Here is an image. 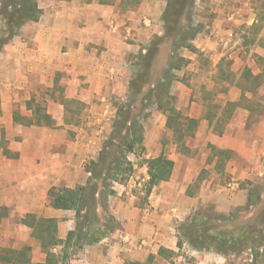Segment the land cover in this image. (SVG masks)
I'll return each instance as SVG.
<instances>
[{
  "label": "crops",
  "instance_id": "0c3cea01",
  "mask_svg": "<svg viewBox=\"0 0 264 264\" xmlns=\"http://www.w3.org/2000/svg\"><path fill=\"white\" fill-rule=\"evenodd\" d=\"M101 2L40 1V19L22 26L0 49V242L8 247L3 249L31 246L32 264L43 263L46 255L25 224L26 217L55 218L62 240L75 229V211L54 208L49 191L87 184L88 166L98 160L103 148L101 133L110 122L107 112L115 111L114 97L129 94L134 61L146 52L154 35H163L162 16L168 0L143 1L138 10L122 14L109 2ZM205 10L198 21L201 32L192 41L195 50L183 49L182 57L189 60L184 66L186 78L191 80L185 84L176 80L180 88L176 86L179 89L173 95L176 108L198 122L190 138L221 156L207 149L170 155L174 162L170 179L154 186L150 194L145 190L144 204L138 203L135 192L140 182L133 185V177L114 182L109 210L99 208L98 212L102 218L114 217L115 230L79 249L80 257H71L69 264L145 263L150 255L169 264L227 263L223 254L194 248L178 224L207 205L223 214L246 206L248 192L241 184L264 176V87L244 91L246 71L264 72L253 69L255 58L264 62V23L248 52L245 48L251 45L244 37L238 38V31L258 23L252 0H211ZM4 28L0 18V38ZM224 60L231 63L234 84L224 79ZM199 80L208 91L209 82L217 83V88L226 84L218 111L200 99ZM38 107L51 117V124L29 123L37 117ZM187 138L175 136L174 142L188 147ZM159 155L146 153L145 159ZM128 159L135 165L130 154ZM204 169L216 176L204 180L191 194L192 184ZM221 176L228 182H222ZM162 249L167 252L160 255Z\"/></svg>",
  "mask_w": 264,
  "mask_h": 264
},
{
  "label": "trees",
  "instance_id": "16d2710c",
  "mask_svg": "<svg viewBox=\"0 0 264 264\" xmlns=\"http://www.w3.org/2000/svg\"><path fill=\"white\" fill-rule=\"evenodd\" d=\"M107 3V0H100ZM196 0H168L163 12V35H154L146 45L144 54L137 56L134 61L136 72L129 85L128 101L117 110L118 120L113 124V133L122 135L118 145L116 158L110 164L102 165L105 160V152L109 145H113L115 137L112 135L106 145L102 148L97 161H92L88 166L91 177L86 185L78 186L74 189L52 187L49 197L52 205L57 209L75 211V229L70 231L65 240L58 236V223L55 218L36 217L29 214L25 219V224L32 230L31 235L45 253L46 259L39 264H69L73 253L82 249L86 245H93L113 232L117 223L112 215L102 218L98 212L99 208L104 211L109 210V196L114 193V182H124L134 170L133 163L128 159L131 153H144V126L139 124L133 115L132 102L143 92L148 83V76L154 60L159 57L161 48L165 45L171 47L174 59L170 63L167 76L160 84L155 96H150V100H155L158 109L167 114V128L177 135V139L184 140L185 137H193L197 130V120L184 116L172 102L173 96L170 93L172 81L175 79L173 72L180 70L189 62L187 58L178 54L180 49L195 50L192 41L201 32V27L193 22V9ZM140 0L127 1L124 8L132 4L139 3ZM130 5V6H129ZM264 9V5H262ZM39 0H0V18L4 23V36L0 38V49L7 44L27 23L37 22L41 16ZM264 23V13H258V23L252 26L254 39L259 34ZM251 29V30H252ZM248 80V85L244 91H256L264 87V72L253 75L248 70L244 73ZM167 98L164 100L163 97ZM242 97L245 96L244 94ZM264 97V96H263ZM234 107L233 103H229ZM37 117L29 123L51 124V117L45 114L39 107L36 110ZM223 131L220 132L222 134ZM220 153H224L220 150ZM144 163L148 167L149 180L146 184V194H150L153 187L163 181H168L172 175L174 162L164 154L158 157L145 159ZM251 193L245 207L238 208L230 215L239 214V210L248 209L252 203ZM237 212V213H236ZM225 218V214H222ZM256 220V219H255ZM180 231L184 239L198 250L215 251L224 256L236 255L240 249L246 247L251 251L252 262L258 257L264 256V219L258 220L250 227H231L222 225L217 228L209 226L205 215H194L186 223L181 225ZM182 245V241H179ZM61 247L59 251H56ZM73 251L72 253L70 252ZM10 254L6 258L9 264H31L30 253L32 247L29 245L21 249H5ZM167 250H160V255ZM155 256L150 255L147 262L139 263L130 261L126 264H152ZM152 261V263H151Z\"/></svg>",
  "mask_w": 264,
  "mask_h": 264
},
{
  "label": "rangeland",
  "instance_id": "374dc122",
  "mask_svg": "<svg viewBox=\"0 0 264 264\" xmlns=\"http://www.w3.org/2000/svg\"><path fill=\"white\" fill-rule=\"evenodd\" d=\"M43 1V0H39ZM92 1V0H88ZM127 1L129 0H107V2L110 3V5H114L118 8V11L120 13H124V11L135 9L138 10L141 6L143 1H149V0H140L137 4H132L130 7L127 6V8H124L126 6ZM135 1V0H131ZM211 5V0H196L195 6L193 9V22L195 25H199L198 21L203 17V15L206 14V10ZM252 5L255 7L258 13L263 14L264 9L262 8V5H264V0H252ZM200 26V25H199ZM254 30L252 29H246L243 26L238 31V38L244 37L245 43L249 44L248 48H245L248 52L252 49L254 42ZM184 50L180 49L178 50V54L182 56ZM201 55V54H200ZM203 57V56H202ZM174 59V56L171 52V47L168 45H165L161 48L159 57L154 60V63L152 65V69L150 70V76H148V83L143 89V92L140 94V96L132 102L133 105V115L134 118L139 121L141 125L144 126V146L146 148L145 152L140 154L139 152L137 154H130L131 160L134 162V170L133 173L128 177L129 179L126 180V182L132 180L133 177V185L134 182L141 183V186L135 187L136 194L139 197L138 203L144 204V198L146 190L145 184L148 180V174H147V166L144 163L145 155L146 153H152L153 155H159L164 154L165 156L169 157L170 155H174L177 153H183L187 150L188 152H193L195 154H199L203 149H207L211 151V154L214 156H221L219 155L216 149H211L210 146H205L202 148V144H200L196 138H187V144L189 142L188 147H181L176 145L174 142L175 136L177 135L166 127V120H167V114L164 113V111L158 109L155 100H150V96H155L157 90H163L160 87V84L164 81V79L167 76V72L170 66V63H172ZM203 60V58H202ZM256 63L253 65V69H260V71H264V62L259 61L257 58H255ZM206 65H208L206 63ZM231 63L229 60H224L222 63V69L224 74V79L227 82H230L231 84H234L236 82V75L232 72V69L230 68ZM188 71L186 67L181 68L180 70H175L173 74L175 75V79L173 80V83L175 84L176 80H180L184 82L185 80L188 83V80H191L190 78H186ZM198 79V78H197ZM244 81V80H243ZM172 83V85H173ZM210 85L209 91L206 90L205 85L200 87V80L199 82H196V85H198L199 94H201L199 97L200 99L208 100L210 103V110L218 111L217 102H223L226 94L225 86L224 84L222 88H217V83H208ZM176 86L180 88L179 85L175 84V87H170V93L173 96L172 102L176 105H178V102L176 100V96L173 95V92H175L177 89ZM216 86V87H214ZM220 86V85H218ZM212 88V89H211ZM127 94V93H126ZM164 100H167L166 96L163 97ZM262 98V97H260ZM264 99V97H263ZM259 99V100H263ZM245 99H243L244 101ZM128 101V95L124 98V95L114 97L113 104L115 106V111L107 112L108 117L110 118L109 124H107V127H103V133H101V136L103 138V147L106 145L110 137L113 135L115 137V142L113 145H109L108 143V149L105 152V160L104 164L102 165L103 169L106 168V164H110L114 161V159L117 156L118 153V145L121 142L122 135L118 134H112L113 133V124L119 119L117 116V110L119 107L126 104ZM74 105V104H73ZM183 115L186 114L185 110H182L181 112ZM261 115H264V109L261 111ZM102 127V126H101ZM198 129V128H197ZM216 132H219L221 128H214ZM196 133V131H195ZM150 138V144L146 146V140ZM151 158V157H150ZM264 161V157L262 158V163ZM215 174H212L208 172V169H204L195 179L194 184H192L189 192L191 194H195L198 189H200V184L207 179L215 177ZM222 182H228L225 176H221ZM249 182V181H248ZM244 182L241 184V187L248 192V196L251 193L252 197V205L248 209L239 210V214L236 215H230L225 214V218L222 217V214L220 211H217L214 207V205H207L203 207L201 210L196 211L197 214L205 215L206 221H208L209 226L218 227L220 225L227 227V228H237V227H250L253 226L254 223L258 220L264 219V176L258 177V179L254 182L249 183ZM246 184V185H245ZM134 188V187H132ZM245 207V206H244ZM234 213V212H233ZM237 213V212H236ZM256 219V220H255ZM184 223L178 224V227H181ZM253 244H247L246 247L240 249V252H238L236 255H230L228 256V260L226 264H264V256L258 257L257 260H254L252 262V256L251 251L247 249V246H252ZM3 248H8L4 246L0 242V264H9L6 261V258L10 257V254ZM7 250V249H6ZM70 252L72 253L73 251ZM80 251L76 250L75 253H73L72 258H79L80 257ZM171 257V255L169 254ZM152 263V261H151ZM32 264V262H31ZM152 264H169L167 260H164L162 258H157L154 260Z\"/></svg>",
  "mask_w": 264,
  "mask_h": 264
},
{
  "label": "built area",
  "instance_id": "2783aa9c",
  "mask_svg": "<svg viewBox=\"0 0 264 264\" xmlns=\"http://www.w3.org/2000/svg\"><path fill=\"white\" fill-rule=\"evenodd\" d=\"M112 29L115 31L116 29H115V25H112ZM121 237H123V235H121ZM123 240H125V239H123Z\"/></svg>",
  "mask_w": 264,
  "mask_h": 264
}]
</instances>
